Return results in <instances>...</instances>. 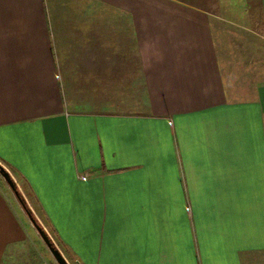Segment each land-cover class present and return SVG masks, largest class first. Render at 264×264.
<instances>
[{
	"label": "crops",
	"instance_id": "0c3cea01",
	"mask_svg": "<svg viewBox=\"0 0 264 264\" xmlns=\"http://www.w3.org/2000/svg\"><path fill=\"white\" fill-rule=\"evenodd\" d=\"M260 47L264 0H0V164L67 258L264 264Z\"/></svg>",
	"mask_w": 264,
	"mask_h": 264
},
{
	"label": "rangeland",
	"instance_id": "374dc122",
	"mask_svg": "<svg viewBox=\"0 0 264 264\" xmlns=\"http://www.w3.org/2000/svg\"><path fill=\"white\" fill-rule=\"evenodd\" d=\"M235 7L236 8H233V9H235V11H237L238 14L241 15V13L239 12L242 11L241 10L242 8L239 6L238 1L235 2ZM216 30L219 31V29H216ZM226 35L229 36V39L231 38L233 42L236 41L239 43V42H248L251 40L249 36L240 34L236 29H226V30L223 29V31L216 33V41L218 43L219 42L222 43V40H223L224 42V38L226 37ZM261 47L259 50L260 51L259 54H264V52L261 51L262 49ZM0 181H1L0 183H2L3 185H5V187H7L5 189L6 190L8 189L7 191H9L8 192L9 195H11L10 193H12V195L15 197V195L13 194V191L11 190L7 182L4 180V178L1 176V174H0ZM15 200H17L18 202V207H16V209H17V213L20 218V221L23 225L24 231H25L26 240L24 241V243L20 245V247L13 249V251L10 254L8 253V257H6V260L4 258V262L2 264H58V262L56 261V259L51 254L48 247L46 246L45 242L41 238L36 227L33 225L31 220L29 219L27 213L23 209L19 200L17 198H15ZM27 205L30 208L33 216L38 221L39 225H41L42 228L46 231L51 241L60 250V252L66 258L68 263L75 264L73 259L67 258L65 253L62 251L63 249L61 245L57 241L56 237L53 235L52 231L45 225L42 219H40V214L38 213V209H36V206L34 205V203L31 202V206H33L34 208L29 206V202L27 203Z\"/></svg>",
	"mask_w": 264,
	"mask_h": 264
},
{
	"label": "water",
	"instance_id": "95a60500",
	"mask_svg": "<svg viewBox=\"0 0 264 264\" xmlns=\"http://www.w3.org/2000/svg\"><path fill=\"white\" fill-rule=\"evenodd\" d=\"M0 174L4 178V180L7 182L9 187L14 192L16 198H18V189L16 188V183L14 182L13 178L11 177L10 173L1 165L0 167ZM33 225L36 227L37 231L39 232L41 238L45 242L46 246L48 247L51 254L54 256L58 264H69L66 258L62 255L60 250L54 245V243L51 241L50 237L46 233V231L42 228L41 225H39L33 217L30 216V214H27Z\"/></svg>",
	"mask_w": 264,
	"mask_h": 264
},
{
	"label": "trees",
	"instance_id": "16d2710c",
	"mask_svg": "<svg viewBox=\"0 0 264 264\" xmlns=\"http://www.w3.org/2000/svg\"><path fill=\"white\" fill-rule=\"evenodd\" d=\"M0 167H1V164H0ZM17 188V186H16ZM18 189V188H17ZM18 198H19V202L21 203L23 209L25 210V212L28 214H30L31 217H33L35 219V221L38 223V221L36 220V218L33 216L30 208L28 207L25 199L23 198V195L20 193V191L18 190ZM39 224V223H38ZM32 250V249H31ZM33 252V251H32Z\"/></svg>",
	"mask_w": 264,
	"mask_h": 264
}]
</instances>
